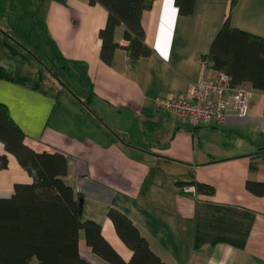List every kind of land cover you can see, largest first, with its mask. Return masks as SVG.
Here are the masks:
<instances>
[{"label":"crops","instance_id":"1","mask_svg":"<svg viewBox=\"0 0 264 264\" xmlns=\"http://www.w3.org/2000/svg\"><path fill=\"white\" fill-rule=\"evenodd\" d=\"M230 0H197L188 16L175 0H154L142 15L151 56L134 60L118 48L101 60L99 32L109 13L89 0H0V103L37 153L68 160L67 184L83 197V221H94L128 262L134 253L109 218H131L165 264H264V92L252 94L247 117L223 126H193L156 109L157 98L187 96L230 12ZM231 27L264 38V0H239ZM123 29L116 41L123 46ZM9 167L0 198L30 174L0 142ZM211 185L213 195L183 190ZM80 253L95 255L81 231Z\"/></svg>","mask_w":264,"mask_h":264},{"label":"trees","instance_id":"2","mask_svg":"<svg viewBox=\"0 0 264 264\" xmlns=\"http://www.w3.org/2000/svg\"><path fill=\"white\" fill-rule=\"evenodd\" d=\"M154 0H89L104 6L109 13L106 26L99 32L102 40L100 58L112 65L118 48L139 60L151 56L142 23L145 10ZM197 0H175L183 16L192 14ZM212 1V0H210ZM230 12L211 43L204 60L209 67L230 76L235 86L250 84L264 92V38L231 27V13L239 0H230ZM123 29L127 46L116 41V31ZM25 133L0 103V142L30 174L32 182L15 184L9 197L0 198V264H89L80 253L81 231L93 253L109 264H165L151 250L149 241L130 217L116 208L109 211L121 240L134 253L124 261L105 239L101 226L83 221V197L66 182L68 160L60 153H37L25 143ZM7 154L0 155V171L9 167ZM254 195H264V184L247 182ZM198 194L213 195L211 185L198 183Z\"/></svg>","mask_w":264,"mask_h":264},{"label":"built area","instance_id":"3","mask_svg":"<svg viewBox=\"0 0 264 264\" xmlns=\"http://www.w3.org/2000/svg\"><path fill=\"white\" fill-rule=\"evenodd\" d=\"M204 64L207 68L208 60H204ZM189 93L180 97H159L155 107L170 113L180 122L187 121L196 127L223 126L233 115L239 118L248 116V101L252 91L245 84L235 86L224 72H218L213 77L203 75ZM183 190L198 195L197 190L190 186H185Z\"/></svg>","mask_w":264,"mask_h":264},{"label":"rangeland","instance_id":"4","mask_svg":"<svg viewBox=\"0 0 264 264\" xmlns=\"http://www.w3.org/2000/svg\"><path fill=\"white\" fill-rule=\"evenodd\" d=\"M31 264H38L37 263V260L36 259H34L33 261H32V263Z\"/></svg>","mask_w":264,"mask_h":264}]
</instances>
